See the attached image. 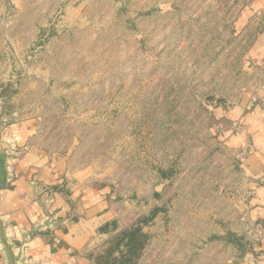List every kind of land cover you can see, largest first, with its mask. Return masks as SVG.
<instances>
[{
    "label": "rangeland",
    "instance_id": "obj_1",
    "mask_svg": "<svg viewBox=\"0 0 264 264\" xmlns=\"http://www.w3.org/2000/svg\"><path fill=\"white\" fill-rule=\"evenodd\" d=\"M252 1L6 0L0 148L14 139L8 160L21 156L23 129L29 151L87 170L131 219L160 207L162 241L186 256L190 206L212 232L247 231L250 188L224 134L256 76L246 53L263 27L239 21Z\"/></svg>",
    "mask_w": 264,
    "mask_h": 264
},
{
    "label": "crops",
    "instance_id": "obj_2",
    "mask_svg": "<svg viewBox=\"0 0 264 264\" xmlns=\"http://www.w3.org/2000/svg\"><path fill=\"white\" fill-rule=\"evenodd\" d=\"M5 1L0 0V9H5ZM254 19L263 28L252 34L246 58L256 76L249 95L236 99L234 109L226 113L234 129L226 131L224 139L236 153L247 150L241 174L250 188L248 213L264 225V0H253L239 21L250 27ZM21 134L23 140L17 143L21 156L8 160L7 153H16L14 139L8 141L9 149L0 148V219L10 241L16 249L25 243L23 255L34 264H97L92 255L102 252L114 234L138 217L130 218V210L110 197L107 185L89 184L87 170L71 175L64 160L29 151L23 129ZM141 200L144 197L137 200L139 204ZM160 213L144 227L151 237L136 264H264V238L245 242L248 231L240 224L230 229L218 226L212 232L209 213L191 206L190 256H186L179 241H162L168 227L160 222ZM6 261L0 253V264Z\"/></svg>",
    "mask_w": 264,
    "mask_h": 264
},
{
    "label": "trees",
    "instance_id": "obj_3",
    "mask_svg": "<svg viewBox=\"0 0 264 264\" xmlns=\"http://www.w3.org/2000/svg\"><path fill=\"white\" fill-rule=\"evenodd\" d=\"M160 210V207L153 208L149 214L139 217L133 225L114 234L102 252L92 255L95 262L136 264L151 237L144 227L154 221Z\"/></svg>",
    "mask_w": 264,
    "mask_h": 264
},
{
    "label": "water",
    "instance_id": "obj_4",
    "mask_svg": "<svg viewBox=\"0 0 264 264\" xmlns=\"http://www.w3.org/2000/svg\"><path fill=\"white\" fill-rule=\"evenodd\" d=\"M10 237L11 235L6 233L4 223L0 219V242L2 245L0 253L3 252L6 255V264H34L29 262V259L23 255L25 243L16 249V244L10 241Z\"/></svg>",
    "mask_w": 264,
    "mask_h": 264
},
{
    "label": "built area",
    "instance_id": "obj_5",
    "mask_svg": "<svg viewBox=\"0 0 264 264\" xmlns=\"http://www.w3.org/2000/svg\"><path fill=\"white\" fill-rule=\"evenodd\" d=\"M247 155V150L242 149L237 153V158L240 162H243L245 157ZM250 217V216H249ZM246 217H242V220H246ZM250 223L247 225V231L250 235L252 242H258L259 240H262L264 238V225L257 224L252 221V219H249Z\"/></svg>",
    "mask_w": 264,
    "mask_h": 264
}]
</instances>
